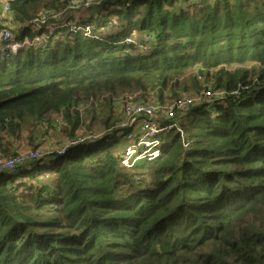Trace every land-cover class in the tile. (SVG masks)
<instances>
[{"label":"trees","instance_id":"obj_1","mask_svg":"<svg viewBox=\"0 0 264 264\" xmlns=\"http://www.w3.org/2000/svg\"><path fill=\"white\" fill-rule=\"evenodd\" d=\"M102 1L66 16L88 36L33 24L71 0L8 2L16 41L46 39L0 56V161L26 127L78 143L0 171V264H264V0ZM194 70L223 95L181 115L188 147L174 131L160 138L159 157L134 167L143 183L112 151V106L97 136L73 109L150 88L164 103Z\"/></svg>","mask_w":264,"mask_h":264},{"label":"built area","instance_id":"obj_2","mask_svg":"<svg viewBox=\"0 0 264 264\" xmlns=\"http://www.w3.org/2000/svg\"><path fill=\"white\" fill-rule=\"evenodd\" d=\"M9 1L11 0H3L0 9V56L2 58H8L26 46L40 45L46 39L44 36H39L31 42L27 38H24L22 42H18L13 38L9 28L13 22L10 18ZM91 5L92 2L89 0H71L68 8L69 11L65 13L54 11L41 12L39 18L33 24L37 28H45L48 35L54 34L58 28L71 25L73 32H81L84 36H88L91 30L90 27H81L75 23L71 24L67 22L66 16L80 9L87 10ZM121 95L122 108L117 127L121 131L120 135L124 138L126 145L121 154L118 155V160L122 168L126 171H131L139 163L150 162L159 157L161 148L160 138L170 131L178 133L184 147H188L189 144L185 141V135L180 127L179 118L190 107L201 104L205 100L217 99L223 94L205 89L198 96L181 97L165 103L137 101L129 93ZM76 143H78L76 140L64 142L53 152L62 155ZM50 153L34 151L25 156L18 155L14 158L4 159L0 161V171H13L17 167L25 166L29 162L42 159L50 155Z\"/></svg>","mask_w":264,"mask_h":264},{"label":"rangeland","instance_id":"obj_3","mask_svg":"<svg viewBox=\"0 0 264 264\" xmlns=\"http://www.w3.org/2000/svg\"><path fill=\"white\" fill-rule=\"evenodd\" d=\"M92 2V5L89 9L84 10V9H80L79 11L74 12L72 15V17L78 19L79 17H81V15H83V17H87L91 14H97V11L99 9V7H101L103 4L101 2H103L102 0H89ZM98 1H100V4H98ZM1 2H3V0H1ZM101 5V6H100ZM1 13V12H0ZM211 75V73H210ZM192 78H196L195 82L197 84L196 88L193 85L192 82ZM204 80L206 82H204ZM207 85H213V79L212 77L206 78V76H201L197 71H188L187 73H185L181 78H179L178 80V87L176 89V97L171 98V100H167L165 102H171L174 101L178 98L181 97H186V96H198L199 94L202 93V91L205 89L204 88V84ZM152 87V86H150ZM198 87V90H197ZM150 91L147 96H143V94L139 93V92H134V91H128L129 94H132L137 101H148V102H158L157 99V91L150 88ZM198 91V92H197ZM167 95H169V92H166ZM121 93H117L115 95L109 96V95H96L93 98H90V100H84V99H80L79 101H77V104L74 106V110L78 112V114L80 115V117L82 118V121L90 126V135L89 136H97L100 135L104 132L103 127H100V120L103 119V117L105 118L106 115L108 114L109 111V105L112 106L113 111L115 114H117L119 116L120 112H121V108H122V104H121ZM110 102V103H109ZM164 102V103H165ZM109 103V104H108ZM106 105V106H105ZM61 115H58V117H56V122H61ZM54 122V123H56ZM44 128H40L37 131H35V133L30 132V130H32V128L30 127H26L24 128V130L21 133V137L18 141L12 142L11 143V147L10 150L12 153L15 152V156H13L12 158L21 155V156H25L28 153L34 152V151H39L42 153H46V152H51L53 150H55L56 148L60 147L64 142H67L66 140L68 139V137L65 136L64 133L61 132V129H58L57 132H55L56 134H54L51 131H48L46 134L43 133ZM84 129L86 130V128L80 129L78 130L76 133V138L78 137H84L87 136L88 134L84 133ZM53 133L52 136H50L49 134ZM34 134V136H33ZM83 135V136H82ZM33 136L34 137V144L32 143V146L29 144L28 140L30 139V137ZM92 138V137H91ZM73 140V139H72ZM71 141V140H69ZM126 142L124 141V138L121 137L117 143L114 145V149H112L113 152H116L118 155L121 154V152L123 151V148L125 147ZM35 146V147H34ZM2 161V160H1ZM144 163V162H142ZM141 165V163H139ZM138 164V165H139ZM130 172H134L135 173V181L137 180L140 183H143V179H146V171L143 170V168L137 167L135 169H132ZM141 180H139V179Z\"/></svg>","mask_w":264,"mask_h":264},{"label":"crops","instance_id":"obj_4","mask_svg":"<svg viewBox=\"0 0 264 264\" xmlns=\"http://www.w3.org/2000/svg\"><path fill=\"white\" fill-rule=\"evenodd\" d=\"M49 135H50V136H52V135H53V133H50Z\"/></svg>","mask_w":264,"mask_h":264}]
</instances>
